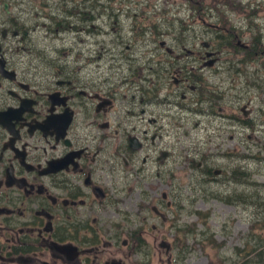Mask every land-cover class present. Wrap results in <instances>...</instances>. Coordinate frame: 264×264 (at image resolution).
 <instances>
[{
	"label": "flooded vegetation",
	"instance_id": "af4514ba",
	"mask_svg": "<svg viewBox=\"0 0 264 264\" xmlns=\"http://www.w3.org/2000/svg\"><path fill=\"white\" fill-rule=\"evenodd\" d=\"M243 131L261 159L264 0H0V264L185 255L152 221L238 208V183L250 206Z\"/></svg>",
	"mask_w": 264,
	"mask_h": 264
},
{
	"label": "rangeland",
	"instance_id": "374dc122",
	"mask_svg": "<svg viewBox=\"0 0 264 264\" xmlns=\"http://www.w3.org/2000/svg\"><path fill=\"white\" fill-rule=\"evenodd\" d=\"M232 94H234V92ZM188 128L190 137L183 142L184 146H189L190 149H192V147L196 148L199 145H206L205 142H198L201 137L198 128L194 127L193 124H190ZM240 130L241 129H239V131ZM201 134L204 137L203 130ZM242 135L243 138H239L238 142L227 139V142L222 145L225 149L231 146L236 147L239 155L236 157L237 166L244 164L255 169L258 173L253 175V181H257L258 185L263 184L264 157H262V155H264V142L261 147H255L253 152L255 157H260L261 159L249 161L244 158L246 149L243 148L246 146L244 144H249V141L246 138L245 131H243ZM177 147L178 149H183L180 143ZM175 151H177V149H175ZM219 163L223 167H233V164H229L225 158H221ZM238 184V194L244 195L242 200L238 202V208L230 207L216 200H207L204 198V200H197L196 204L195 201H193L186 203L185 207H180L183 212L182 220L172 229L171 223L164 224L159 220L152 221V224H156L159 229L168 230L171 239H177L178 237L183 239L185 243L189 245V250L185 255H180L176 252H174L173 255H167L163 248L158 247V253L153 255L151 264H247L246 261L240 259L236 255V249L238 248L244 249L253 259L257 252L260 251L258 247L264 242V240L260 242L256 236L260 235L264 238V186L255 187L254 190L247 191L253 194V198L252 204L245 207L248 195L245 196V188H242L240 183ZM182 194L184 198H187L191 195V192L183 191ZM194 209L202 211H207L209 209L211 216L204 221H198L194 214L187 212L188 210L193 211ZM229 215L233 216L234 219L230 221L231 223L225 224L223 219ZM152 224H149V229H151ZM176 227L180 233L177 231ZM193 229L203 231V234L198 237L201 245L197 244L195 238H193V233L195 232L189 233L193 231ZM185 234L188 235L185 236ZM212 237L216 242L213 241L211 243L209 241ZM262 250H264V245Z\"/></svg>",
	"mask_w": 264,
	"mask_h": 264
},
{
	"label": "trees",
	"instance_id": "16d2710c",
	"mask_svg": "<svg viewBox=\"0 0 264 264\" xmlns=\"http://www.w3.org/2000/svg\"><path fill=\"white\" fill-rule=\"evenodd\" d=\"M240 195L241 194H239V199H238V202H240L241 200H242V198H243V196L242 197H240ZM257 236V238H258V240H260V242H262L263 240H264V238H262L260 235H256ZM211 243L214 241V242H216L215 240H214V238L212 237V239L211 240H209ZM263 245H264V242H262V244H260V246L258 247V250H260L259 252H257V254H256V256L252 259L251 257H250V255H248L246 252H245V250L243 249H236V255L240 258V259H242V260H244V261H246L247 262V264H264V250H262V247H263ZM255 252H256V250H255Z\"/></svg>",
	"mask_w": 264,
	"mask_h": 264
}]
</instances>
